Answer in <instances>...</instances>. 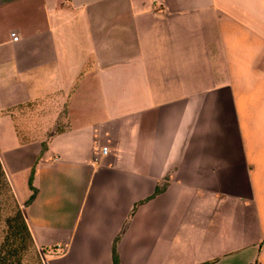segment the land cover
Listing matches in <instances>:
<instances>
[{"label": "crops", "instance_id": "0c3cea01", "mask_svg": "<svg viewBox=\"0 0 264 264\" xmlns=\"http://www.w3.org/2000/svg\"><path fill=\"white\" fill-rule=\"evenodd\" d=\"M0 167L42 264H264V0H0Z\"/></svg>", "mask_w": 264, "mask_h": 264}, {"label": "trees", "instance_id": "16d2710c", "mask_svg": "<svg viewBox=\"0 0 264 264\" xmlns=\"http://www.w3.org/2000/svg\"><path fill=\"white\" fill-rule=\"evenodd\" d=\"M5 191L13 205L12 216L4 222L3 244L0 248V264H23V254L29 249L38 251L25 216L13 193L5 172L0 167V194ZM46 252V250H44ZM39 257V252H37ZM41 258V257H40ZM40 261V259H39ZM115 264H118L115 258Z\"/></svg>", "mask_w": 264, "mask_h": 264}, {"label": "rangeland", "instance_id": "374dc122", "mask_svg": "<svg viewBox=\"0 0 264 264\" xmlns=\"http://www.w3.org/2000/svg\"><path fill=\"white\" fill-rule=\"evenodd\" d=\"M1 193L2 194H0V248H1V245L3 244V239H4L3 237H5V235L3 234L5 219L7 216H10V215L12 216L13 214L12 202L6 195L5 191H1ZM37 252L35 249L27 250L23 254V264H42L40 255L38 257Z\"/></svg>", "mask_w": 264, "mask_h": 264}, {"label": "built area", "instance_id": "2783aa9c", "mask_svg": "<svg viewBox=\"0 0 264 264\" xmlns=\"http://www.w3.org/2000/svg\"><path fill=\"white\" fill-rule=\"evenodd\" d=\"M12 36H13L15 41H17L19 39V37H17L15 33H13ZM108 150H109L108 147H103V149H102L103 155H107ZM98 160H99V158L95 159L96 162H98Z\"/></svg>", "mask_w": 264, "mask_h": 264}]
</instances>
